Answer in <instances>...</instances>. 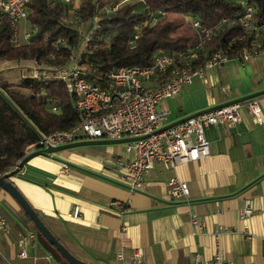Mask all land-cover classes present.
<instances>
[{
  "label": "crops",
  "instance_id": "crops-1",
  "mask_svg": "<svg viewBox=\"0 0 264 264\" xmlns=\"http://www.w3.org/2000/svg\"><path fill=\"white\" fill-rule=\"evenodd\" d=\"M146 83L155 86L158 80ZM249 96L259 99L261 123L242 107L238 123L209 125V155L174 167L157 161L143 189L130 190L118 180L121 163L134 154L125 150L126 139H83L29 153L9 179L58 239L94 264H132L129 255L136 247L142 248L145 264H208L217 245L235 264H264V53L207 69L159 105L165 122H174ZM171 176L188 182L187 197L170 194ZM244 198L253 200L254 210L240 218ZM113 200L122 205H112ZM75 203L78 218L66 215ZM192 214L203 221L199 231L194 232ZM0 220V264H68L38 233L36 247L22 241L27 230H36L2 187ZM22 248L27 257L18 256Z\"/></svg>",
  "mask_w": 264,
  "mask_h": 264
},
{
  "label": "built area",
  "instance_id": "built-area-1",
  "mask_svg": "<svg viewBox=\"0 0 264 264\" xmlns=\"http://www.w3.org/2000/svg\"><path fill=\"white\" fill-rule=\"evenodd\" d=\"M33 0H0V24L5 20L10 24V42L17 46L28 42L34 31L21 29L20 22L27 19L30 12L29 3ZM59 2L65 8V21L72 24L84 40L80 47H71L69 60L64 64L39 63L33 67L30 76L41 78L57 77L64 81L69 94L76 97L79 119L71 126L49 131H38V139L31 144L26 154L44 151L57 146L67 145L79 140L126 139V151H133V156L123 161L118 180L130 190L144 188L145 176L150 173L154 164L159 161L169 167L180 163L195 161L210 153L209 140L205 129L213 124L233 125L241 120L240 110L245 107L256 122L263 121L261 105L256 96L245 99H234L210 105L197 110L174 122H165L166 112L159 102L177 94L180 89L191 83L194 76H201L210 68L217 67L236 58L246 62L254 56L264 53V21L254 18L255 7L247 0H241L243 9L232 18L222 17L220 22L209 27L195 16L184 15L186 22L195 31V40L182 50H158L154 53L151 65H120L100 75V83L87 78V69L82 59L86 50L90 32L97 26V19H78V6L82 0H46ZM124 0L114 3L105 10L117 9ZM104 10V11H105ZM99 12V10H98ZM101 13V12H99ZM169 11L163 8L145 9V16L134 26L129 42L134 43L142 31L152 27L166 18ZM231 20L240 25L242 31L226 46L219 49L210 48V41L217 35L218 28ZM93 23V26H91ZM246 41L237 46L236 41ZM63 42L62 39H59ZM65 43V40H64ZM96 68H93L95 70ZM158 80L155 86L147 85L149 80ZM42 93L45 94L44 91ZM47 103L52 111H59L60 105L51 96ZM23 158H18L8 171L21 168ZM63 168L67 170L68 164ZM2 175V172H0ZM167 186L173 197H187L189 185L185 180L171 176ZM114 206L122 205L117 200L111 201ZM254 210L251 198H244L238 210L240 218L249 217ZM80 205L75 203L66 212L73 218L80 217ZM194 232L202 228L203 221L195 214L190 215ZM0 225L4 226L0 220ZM37 231L27 230L22 241L28 240L32 247L37 246ZM218 238V233L216 234ZM19 257H27L26 248L18 252ZM122 258L123 254H117ZM132 264H145L143 250L136 247L129 255ZM198 260V255L195 256ZM7 264H13L7 261ZM208 264H235L226 259L217 245V249Z\"/></svg>",
  "mask_w": 264,
  "mask_h": 264
},
{
  "label": "trees",
  "instance_id": "trees-1",
  "mask_svg": "<svg viewBox=\"0 0 264 264\" xmlns=\"http://www.w3.org/2000/svg\"><path fill=\"white\" fill-rule=\"evenodd\" d=\"M120 1L82 0L77 9L79 20L97 19V26L90 32L86 50L81 55L87 78L98 83L100 75L113 67L151 65L154 53L160 49L182 50L188 47L195 40V31L183 23L181 18L184 15L195 16L202 24L214 27L222 17L232 18L243 9L241 0H139L141 10H134L132 4L123 3L115 10L97 13L100 8ZM247 1L255 7L254 18L258 22L264 21V0ZM29 6L27 18L34 31L28 42L13 45L9 39V22L5 20L0 24V61L33 59L45 64L66 63L71 47H80L84 36L65 21V8L61 3L33 0ZM147 6L163 8L177 15L144 29L140 37L130 43L131 32L144 18ZM241 31L235 20L222 24L209 43L211 50L223 48ZM235 44L242 46L246 41H236ZM47 96L58 102L59 111L50 109ZM79 117L76 97L69 94L64 81L57 77L24 76L17 83L0 80V172L9 178L12 170L6 171L16 159L26 158V150L37 141L39 130L66 128Z\"/></svg>",
  "mask_w": 264,
  "mask_h": 264
},
{
  "label": "water",
  "instance_id": "water-1",
  "mask_svg": "<svg viewBox=\"0 0 264 264\" xmlns=\"http://www.w3.org/2000/svg\"><path fill=\"white\" fill-rule=\"evenodd\" d=\"M0 187L5 189L16 201L20 208L28 215L35 229L52 245L55 250L70 264H94L83 260L73 254L52 232L48 225L43 221L36 209L32 206L27 197L14 184V182L5 175H0Z\"/></svg>",
  "mask_w": 264,
  "mask_h": 264
},
{
  "label": "rangeland",
  "instance_id": "rangeland-1",
  "mask_svg": "<svg viewBox=\"0 0 264 264\" xmlns=\"http://www.w3.org/2000/svg\"><path fill=\"white\" fill-rule=\"evenodd\" d=\"M123 3L132 4L134 10H141L142 9V4H141V2H139V0H124L122 2V4ZM105 9L106 8H100L99 12L102 13ZM99 12H97V13H99ZM176 15L177 14H175V13L169 12V14H168V16L166 18H172V17H175ZM65 16L68 17L67 15H65ZM181 19H182L184 24L189 25L186 22V20L184 19V17H182ZM20 24H21V29L22 28L25 29V30H31L32 29V26H31V24L29 23V21L27 19L22 20L20 22ZM81 45H83V44H81ZM38 64H39V62H37V61H35L33 59L18 60V61H9V60L0 61V80H7V81H10V82H13V83H17L22 77L30 76L31 73H32V70H33L32 68L37 66ZM32 227L35 229V227L33 225H32ZM37 233H38V235H39V237L41 239H43L45 242H47L46 239L38 231H37ZM53 249L55 250V248H53ZM60 257L62 258L61 255H60ZM68 264H70V263H68Z\"/></svg>",
  "mask_w": 264,
  "mask_h": 264
}]
</instances>
